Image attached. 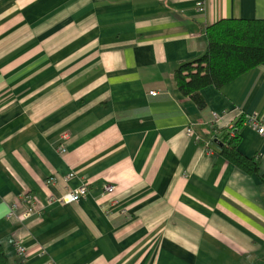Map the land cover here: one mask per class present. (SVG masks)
<instances>
[{
  "label": "crops",
  "instance_id": "0c3cea01",
  "mask_svg": "<svg viewBox=\"0 0 264 264\" xmlns=\"http://www.w3.org/2000/svg\"><path fill=\"white\" fill-rule=\"evenodd\" d=\"M197 3L0 0V246L9 264L264 262V132L251 122L264 128V61L201 88L202 109L173 79L180 62L204 53L207 26L264 19V0ZM241 116L237 148L257 158L256 174L217 149L215 131ZM82 184L78 201H47ZM25 192L37 211L20 221Z\"/></svg>",
  "mask_w": 264,
  "mask_h": 264
},
{
  "label": "trees",
  "instance_id": "16d2710c",
  "mask_svg": "<svg viewBox=\"0 0 264 264\" xmlns=\"http://www.w3.org/2000/svg\"><path fill=\"white\" fill-rule=\"evenodd\" d=\"M206 49L202 55L180 62L173 72L178 92L190 98L198 108L205 102L200 94L207 85L221 87L264 61V19L223 18L205 29ZM215 131L219 153L249 173L258 172L256 157L238 150L239 130L244 118ZM0 264H9L0 246Z\"/></svg>",
  "mask_w": 264,
  "mask_h": 264
},
{
  "label": "built area",
  "instance_id": "2783aa9c",
  "mask_svg": "<svg viewBox=\"0 0 264 264\" xmlns=\"http://www.w3.org/2000/svg\"><path fill=\"white\" fill-rule=\"evenodd\" d=\"M197 4L199 5V7L202 6L203 0H198ZM149 94L154 96V95H156V92L150 91ZM213 117H214V119H216V115H214ZM251 122H252L253 127L256 128L258 133L262 134L264 132V128L262 126H259L256 121L251 120ZM67 136H68V134L66 132H62L60 134L59 139H61V142L58 143L56 146V148L59 152H62L64 150L62 140L66 139ZM72 176H73V172L69 173L68 175H66L60 179L62 182H66ZM56 179H57L56 177L50 176L46 179V183L47 184H50V183L53 184L56 182ZM103 189H104V192L109 193L113 190V186L111 184H106V185H104ZM86 194H87V186L82 184L77 188L66 190L65 192H63L59 196L50 195V196H48L47 201L48 202H58L60 204H68V203L78 201L79 199L85 197ZM20 200L25 204V209H24L23 213L19 216L20 221H21V220H24L27 217H29L34 212H36L37 208L35 206V199L31 193L25 192V193L21 194ZM16 210H17L16 204H13L11 206L8 214L6 215V218L11 219L12 217H15L16 216ZM15 249H16V252L20 255L24 254V252H25V247L21 243H15ZM262 264H264V262Z\"/></svg>",
  "mask_w": 264,
  "mask_h": 264
}]
</instances>
